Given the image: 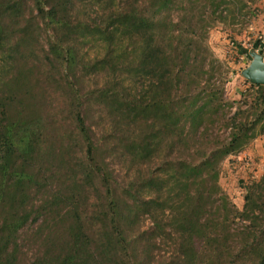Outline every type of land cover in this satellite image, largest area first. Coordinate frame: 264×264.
I'll list each match as a JSON object with an SVG mask.
<instances>
[{
	"label": "trees",
	"instance_id": "obj_1",
	"mask_svg": "<svg viewBox=\"0 0 264 264\" xmlns=\"http://www.w3.org/2000/svg\"><path fill=\"white\" fill-rule=\"evenodd\" d=\"M233 4L0 0V264H264V174L243 211L217 185L264 123L208 45Z\"/></svg>",
	"mask_w": 264,
	"mask_h": 264
},
{
	"label": "rangeland",
	"instance_id": "obj_2",
	"mask_svg": "<svg viewBox=\"0 0 264 264\" xmlns=\"http://www.w3.org/2000/svg\"><path fill=\"white\" fill-rule=\"evenodd\" d=\"M233 5L231 9L234 8V11L231 17H228L224 22L217 21L209 28L208 45L213 55L222 63L221 72L223 77L227 78L225 84L226 100L231 103H241L242 109H245L252 101L250 95L253 92L249 90V84L245 83L241 72L249 65L250 59L245 54H238V48L242 47L249 51L256 42L261 41L264 32V0H234ZM237 9L239 13H236L235 10ZM25 12L29 17V8L25 9ZM21 22L22 20L18 21L14 29H18ZM256 51L261 52L260 54L264 57V50L262 51L260 48V51L259 49ZM92 90L87 86V93ZM244 100H246L247 105L243 102ZM87 103L90 105L91 101ZM236 108L237 104H234L231 113ZM85 115L87 124L91 125L96 131L97 137L100 138L99 133L103 122L99 108L97 106L92 110L90 108V112L86 109ZM102 117L105 121V117ZM262 128L261 131L258 125L255 129L256 137L250 141L247 147L240 153L228 157L220 165L217 185L221 191L219 195L223 194L227 197V200L221 198L222 205L225 204L226 207L232 205L238 211H243L244 198L250 183L258 181L264 174V123ZM225 134L227 133L225 132ZM109 159L113 164L115 163L113 157H109ZM147 224L149 223L147 222ZM244 225H248V223L237 218L232 227L235 229L243 228ZM22 238L27 240L24 234ZM39 241L32 239L30 243L36 245L35 243ZM25 249L28 251L30 248L26 247ZM28 253L32 254V251H28Z\"/></svg>",
	"mask_w": 264,
	"mask_h": 264
},
{
	"label": "water",
	"instance_id": "obj_3",
	"mask_svg": "<svg viewBox=\"0 0 264 264\" xmlns=\"http://www.w3.org/2000/svg\"><path fill=\"white\" fill-rule=\"evenodd\" d=\"M249 65L242 70L241 76L252 85L264 86V57L254 48L247 51Z\"/></svg>",
	"mask_w": 264,
	"mask_h": 264
},
{
	"label": "built area",
	"instance_id": "obj_4",
	"mask_svg": "<svg viewBox=\"0 0 264 264\" xmlns=\"http://www.w3.org/2000/svg\"><path fill=\"white\" fill-rule=\"evenodd\" d=\"M260 40H261L260 42H261L262 44H264V32H263L262 37H261Z\"/></svg>",
	"mask_w": 264,
	"mask_h": 264
}]
</instances>
